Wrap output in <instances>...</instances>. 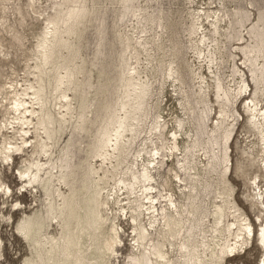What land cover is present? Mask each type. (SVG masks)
Wrapping results in <instances>:
<instances>
[{
  "label": "rangeland",
  "instance_id": "obj_1",
  "mask_svg": "<svg viewBox=\"0 0 264 264\" xmlns=\"http://www.w3.org/2000/svg\"><path fill=\"white\" fill-rule=\"evenodd\" d=\"M37 91L50 149L47 157L32 156L31 146L0 159V264H34L33 241L65 233L64 217L61 232L49 228L48 201L59 205L60 190L87 209L95 168L104 214L122 239L109 264H130L137 254L139 229H150L143 205L154 208L155 219L146 252L160 242L165 216L183 220L181 237L166 238L174 264L188 235L208 254L224 189L255 233L264 223L253 185L264 190V0H0V149L3 140L21 146L22 122L12 107ZM63 97L71 104L67 121L58 114ZM34 117L24 126L29 140ZM125 118L123 150L101 168L95 156ZM36 163L50 166L41 179L52 173L63 181L28 183ZM33 219L43 226L25 237L24 223ZM250 246L221 264H257L263 249Z\"/></svg>",
  "mask_w": 264,
  "mask_h": 264
},
{
  "label": "bare ground",
  "instance_id": "obj_2",
  "mask_svg": "<svg viewBox=\"0 0 264 264\" xmlns=\"http://www.w3.org/2000/svg\"><path fill=\"white\" fill-rule=\"evenodd\" d=\"M132 80H134V78H132ZM202 80L199 83L201 85L206 84ZM139 85L140 84H138V86ZM141 87L142 86L140 85L138 88L140 89ZM204 88L209 87L204 86ZM24 95L27 97V94ZM32 96V98L18 99L15 101L14 107H12V110L19 115V117L15 118V120L17 119L22 122V125L19 124V122L17 123V125H21L20 127L22 128V135L20 136L21 146L7 147L5 140L1 142L0 159L5 160L6 162L11 161L12 157H14L13 153L22 150L24 147L26 148L32 146L31 148L33 149L32 152H30L32 153V156L37 153L39 154V157L41 155L46 157L48 156L47 153L50 149L49 141L51 140V136L50 130L45 126V121L43 119V103L39 98V91L33 93ZM137 99L138 95L133 99V101H137ZM34 106H38V111L34 108ZM57 106H59L58 114L60 119L67 121L71 107L68 98L63 97L62 100H60V103L58 101ZM129 106L131 108L133 107L131 104H129ZM247 112H249V117L251 119H253V117L256 118L257 111L255 108L248 105ZM125 115H127V112H125ZM33 116H36L34 117V120L35 118L37 119V130L40 129L43 131L45 140H41V137L40 140H38L41 135H38V132L36 133L37 130L34 132L35 134L33 133L34 137L32 140L34 141L29 140L30 137H26L30 132V128L28 127H32L29 126L30 123L28 124V122L32 121L30 118ZM27 124L28 127H24ZM129 128L130 125H128L125 118V121L120 123L114 131V135L108 136L105 139V151L95 156L101 162V165H99L101 168L104 163L110 164L112 160L117 159L118 154L123 150L122 145L125 138L124 133L129 132ZM13 149L15 150L13 151ZM39 152H41V154ZM18 154L19 153L16 155ZM31 167L35 169L34 172H36V174L29 176L27 173V181L30 184H38L40 182L43 187H51L55 179L59 184L63 181L61 176H56L52 173L46 174V178L44 180L41 179L39 176L41 172H49L48 169L50 166H47V163H36L31 165ZM98 170L99 169L95 168L92 172L96 178L92 181V190L87 194V209L81 208L80 205L79 207H74L72 204L73 199H71L73 195L64 200L63 194L60 190H57L56 192V198L59 199L60 202L59 205H56L54 200L48 201L47 214L49 217V228L53 225H57L61 232L63 228L60 225L61 220H59V218L61 219L64 217L67 222L68 220L69 222L66 224V230H64L65 233H60V238L55 237L53 232H51L46 233L42 237L43 240L38 239L33 241L37 246V248H34L36 255L34 259L36 261L34 264H109L111 257H113V261H115L122 239L116 224L113 220H109L107 214H104L106 210L105 206L108 203L106 200L100 199L102 193L101 182L103 180L99 175V172L101 171L98 172ZM29 171L30 170L28 169L26 172ZM105 171L106 169H103V175L109 173L107 172L108 170L106 172ZM143 179L148 182L150 177L148 175H143ZM253 185L255 186V190H258V194L256 196L262 201L261 206L264 207V190L259 187V184L255 185L254 183ZM224 191L225 193H220L223 197L222 205L217 206L212 215L215 227L214 232L216 235L211 244L208 246V254H200L198 246L199 242L195 240V237L188 235L189 237L187 243L179 245L178 248L182 257V261L179 264H221V260L225 256L230 255L229 257H235L240 252L245 253L246 249L249 248V245H251L250 247H253L254 242L263 249L262 258L260 257L261 259L257 262V264H264V223L262 222L259 224V229L255 233L252 230V226L248 222L247 217L238 214L233 206L230 207L231 203L228 200L231 197L230 189H224ZM225 198L228 199L226 200ZM141 207L146 208L145 211L147 213L150 229H139L138 234L136 235L138 238L136 246L137 254L130 255V264H174L169 258L168 253L164 251L166 238L167 236H170L175 240L176 238L181 237V233L184 229L183 220L180 215L170 214L165 216L162 225L159 226L156 233L160 242L156 247L153 246L150 248L149 252H146L147 246L145 245V242L150 237L149 231L152 230L153 224L155 223L154 213L151 211L154 208L151 207V205H143ZM170 207V211H172V209H176L175 204L172 202L170 203ZM83 210L84 212H82ZM121 210L123 211L124 209L121 208ZM83 213L84 215H82ZM176 216L179 217L176 218ZM257 218L260 219L259 216H257ZM225 222H227V224H225ZM38 226L39 228L37 229L36 227ZM42 226L43 223L39 222L37 219L27 220L24 223L22 231L24 232L25 237H28L34 227L36 228L35 232H37L40 230V227L42 228ZM105 228L110 232L106 236L103 234V230H105ZM206 229H208V227ZM224 233L227 234V238H223ZM183 240L184 239H180V241ZM34 260H32V262Z\"/></svg>",
  "mask_w": 264,
  "mask_h": 264
},
{
  "label": "snow or ice",
  "instance_id": "obj_3",
  "mask_svg": "<svg viewBox=\"0 0 264 264\" xmlns=\"http://www.w3.org/2000/svg\"><path fill=\"white\" fill-rule=\"evenodd\" d=\"M0 191H3V189H0Z\"/></svg>",
  "mask_w": 264,
  "mask_h": 264
}]
</instances>
